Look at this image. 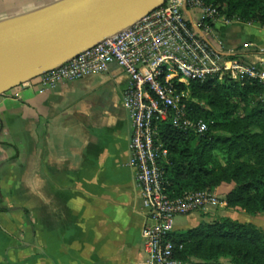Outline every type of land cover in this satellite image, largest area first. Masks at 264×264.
I'll list each match as a JSON object with an SVG mask.
<instances>
[{
    "label": "crops",
    "instance_id": "1",
    "mask_svg": "<svg viewBox=\"0 0 264 264\" xmlns=\"http://www.w3.org/2000/svg\"><path fill=\"white\" fill-rule=\"evenodd\" d=\"M59 1L0 0V26ZM214 32L230 58L264 70L255 50L264 47V29L218 21ZM129 80L111 64L42 92L33 79L0 95V209L8 210L0 211V264L144 261L147 220L128 165L132 125L122 105ZM16 208L25 217L16 218ZM193 215L190 229L201 213Z\"/></svg>",
    "mask_w": 264,
    "mask_h": 264
},
{
    "label": "built area",
    "instance_id": "2",
    "mask_svg": "<svg viewBox=\"0 0 264 264\" xmlns=\"http://www.w3.org/2000/svg\"><path fill=\"white\" fill-rule=\"evenodd\" d=\"M240 22L219 16L204 0H166L131 26L106 37L66 63L40 75L39 91L63 82L107 72L111 64L128 77L122 105L132 125L128 165L135 170L147 224L141 237L145 259L140 264H188L180 261L170 235L174 218L195 213L214 214L224 208L214 191L185 192L172 198L164 188L161 163L167 150L157 140V126L171 119L174 126L202 135L203 120L184 118L177 86L208 80L220 84L256 80L264 70L230 58L218 46L214 24ZM251 49L252 44H245ZM264 55V47L255 48ZM181 246L178 247L180 249Z\"/></svg>",
    "mask_w": 264,
    "mask_h": 264
},
{
    "label": "trees",
    "instance_id": "3",
    "mask_svg": "<svg viewBox=\"0 0 264 264\" xmlns=\"http://www.w3.org/2000/svg\"><path fill=\"white\" fill-rule=\"evenodd\" d=\"M204 1L220 17L264 29V0ZM177 90L187 93L180 102L184 118L203 120L208 127L199 136L171 119L158 124L156 138L167 150L160 164L166 192L178 198L215 190L226 209L264 214V84L208 80ZM170 239L183 263L264 264V232L252 223L223 217L175 231Z\"/></svg>",
    "mask_w": 264,
    "mask_h": 264
},
{
    "label": "water",
    "instance_id": "4",
    "mask_svg": "<svg viewBox=\"0 0 264 264\" xmlns=\"http://www.w3.org/2000/svg\"><path fill=\"white\" fill-rule=\"evenodd\" d=\"M166 0H61L0 26V95L131 26Z\"/></svg>",
    "mask_w": 264,
    "mask_h": 264
},
{
    "label": "rangeland",
    "instance_id": "5",
    "mask_svg": "<svg viewBox=\"0 0 264 264\" xmlns=\"http://www.w3.org/2000/svg\"><path fill=\"white\" fill-rule=\"evenodd\" d=\"M185 94H187V93L185 92ZM219 160H220V163L222 165L225 164L223 157L219 156ZM0 211L4 212V211H8V210L7 209H0ZM11 213H13L16 218L25 217L23 208L13 209V211ZM195 217H196L195 215H193L192 217H189V218H188V216L175 217L174 218V227H177V232H183L185 230L190 229L189 227H190L191 221L195 220ZM223 217H226V218H229L231 220H235V221H238L241 223H252L256 227L262 229L264 232V214H258V215L252 216V215H249L243 211H234V210L226 209V208H221L218 211H216L214 214H208V215L201 214L199 217L200 218L199 222L196 226H198L200 223H210V222L215 221L218 218H223ZM23 227H24L23 222H20L17 225H15V231L18 233L23 232L24 231Z\"/></svg>",
    "mask_w": 264,
    "mask_h": 264
}]
</instances>
